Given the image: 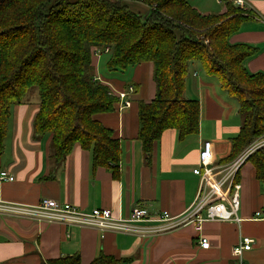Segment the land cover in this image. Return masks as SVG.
<instances>
[{"label":"crops","instance_id":"0c3cea01","mask_svg":"<svg viewBox=\"0 0 264 264\" xmlns=\"http://www.w3.org/2000/svg\"><path fill=\"white\" fill-rule=\"evenodd\" d=\"M244 1L256 17L245 22L229 43L255 47L258 53L245 62V68L250 74L264 73V0ZM189 2L202 15H222L228 2L234 5L231 0ZM209 4L217 6L212 10ZM215 10L219 13L212 14ZM101 63L102 56L95 55L94 78L107 85L118 101L113 112L99 114L95 119L120 140L121 160L116 176L114 169L95 167L91 152L80 146L58 163L52 156V135L39 136L35 132L40 100L27 101L12 109L0 154V171L10 173L15 180L0 183V200L35 206L49 199L83 212L109 210L123 219L137 206L148 208L154 215L182 214L198 192L199 178L193 170L200 163L203 144L212 143L215 165H221L231 153V142L241 126H228L236 110L232 98L200 63H191L184 97L200 104L199 133L180 140L177 131L166 130L148 160L139 141V107L156 97L154 66L146 62L125 73L104 74ZM121 94L126 95L124 99ZM239 182L240 225L207 222L201 231L187 226L167 233L148 231L136 235L0 214V264H48L49 260L74 255L80 256L81 264H91L101 256L128 260V264H240L232 250L242 238L254 240L253 249L244 253L242 263L264 264V182L258 180L251 161L242 168ZM257 213H261L259 219L255 218ZM201 236L209 239V250L200 248Z\"/></svg>","mask_w":264,"mask_h":264},{"label":"trees","instance_id":"16d2710c","mask_svg":"<svg viewBox=\"0 0 264 264\" xmlns=\"http://www.w3.org/2000/svg\"><path fill=\"white\" fill-rule=\"evenodd\" d=\"M144 2L138 13L128 2ZM222 15H202L189 0H0V154L4 150L12 109L36 88L40 110L34 127L39 136L52 135L53 158L61 163L80 146L92 154L95 167L114 169L121 143L113 130L95 117L115 110L117 98L94 78L95 55L108 52L111 74L150 62L157 94L141 103L139 141L151 160L166 130L180 140L200 129V104L184 97L191 63L201 64L237 102L241 126L231 142L234 160L264 137V73L250 74L245 62L258 50L231 45L229 39L256 17L228 2ZM264 182V149L250 160ZM101 256L91 264H128ZM48 264H81L79 255Z\"/></svg>","mask_w":264,"mask_h":264},{"label":"built area","instance_id":"2783aa9c","mask_svg":"<svg viewBox=\"0 0 264 264\" xmlns=\"http://www.w3.org/2000/svg\"><path fill=\"white\" fill-rule=\"evenodd\" d=\"M231 1L240 9H248L244 0ZM125 96L121 94L122 99ZM260 149H264V139L257 140L231 162L215 165L213 145L211 142H205L200 153V163L193 170L194 175L199 178L197 195L192 204L177 216H172L168 212L154 215L148 208L137 206L133 208L128 218L123 219L115 217L109 210L95 209L83 212L70 204L49 199H43L35 206L0 200V214L90 228L101 232L136 235L148 231L156 234L167 233L187 226H193L201 231L207 222H233L240 225L242 222L240 218L242 185L239 182V174L250 158ZM14 180V176L10 173L0 171V183ZM260 217L261 213L255 216L256 219ZM198 244L203 250L211 248L209 239L204 236L200 237ZM253 245V239L242 238L233 248L232 254L240 260V264H243L244 253L251 251Z\"/></svg>","mask_w":264,"mask_h":264},{"label":"rangeland","instance_id":"374dc122","mask_svg":"<svg viewBox=\"0 0 264 264\" xmlns=\"http://www.w3.org/2000/svg\"><path fill=\"white\" fill-rule=\"evenodd\" d=\"M128 4L131 6V8L133 9V11L135 10L136 12H140V13H147L150 9H149V7L148 6H146L145 5V3L144 2H139V1H135V2H128ZM210 5V7H212V10L213 9H215L214 7H216L217 5H215V4H209ZM238 8V7H237ZM217 13H219V12H217V10H215V12H212V14H217ZM102 56V63H101V65H100V71L101 72H103L104 74H111V73H109L108 71H107V69H106V67H105V61L108 59V57H109V55L108 54H102L101 55ZM213 79H216L215 77H213ZM219 82V81H218ZM227 93V92H226ZM228 94V93H227ZM38 100H40L39 99V94H38V91H37V89L36 88H32L30 91H29V93H28V96H27V98H26V100H25V102H32V103H34V102H36V101H38ZM232 102H233V104H234V106H235V108H236V110H234L231 114V116L229 117L230 119V122L228 123V126H238V125H240L241 124V117L238 115V105H237V102L234 100V99H230ZM24 102V103H25ZM236 135H234V136H232V137H235ZM262 139H264V137H262V138H260L259 139V141L260 140H262Z\"/></svg>","mask_w":264,"mask_h":264}]
</instances>
